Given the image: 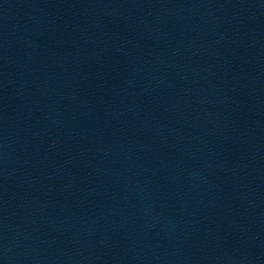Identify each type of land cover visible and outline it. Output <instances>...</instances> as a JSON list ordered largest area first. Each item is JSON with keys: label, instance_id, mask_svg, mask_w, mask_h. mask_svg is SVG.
Returning a JSON list of instances; mask_svg holds the SVG:
<instances>
[{"label": "water", "instance_id": "water-1", "mask_svg": "<svg viewBox=\"0 0 264 264\" xmlns=\"http://www.w3.org/2000/svg\"><path fill=\"white\" fill-rule=\"evenodd\" d=\"M0 264H264V0H0Z\"/></svg>", "mask_w": 264, "mask_h": 264}]
</instances>
